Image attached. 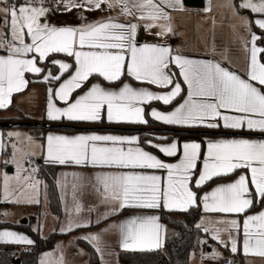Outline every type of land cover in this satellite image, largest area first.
I'll return each instance as SVG.
<instances>
[{"label": "snow or ice", "instance_id": "1", "mask_svg": "<svg viewBox=\"0 0 264 264\" xmlns=\"http://www.w3.org/2000/svg\"><path fill=\"white\" fill-rule=\"evenodd\" d=\"M6 2V0H0ZM65 10L73 7H84L88 10L119 6L120 15L147 21L143 27L152 29L158 27L157 36L163 37L175 34L171 25L172 17L168 10H185L184 0H59ZM37 0H25L21 5L0 7V17L11 27V39L0 33V49H6V55H0V110L7 109L13 103V95L21 93L29 84L25 73L39 74L45 71L38 66V60L46 59L52 53H65L75 58V73L60 84L59 89L51 95L46 109V117L51 121L66 119L72 122H102L105 118L110 123H141L147 124L145 105L152 101L171 104L183 91L181 83L175 80L170 71V65L175 64L180 69L184 82L187 84V98L172 111L164 112L155 108L151 117L167 125L206 126L217 129L223 127L232 130L257 131L264 134V61L261 59L264 47H258L260 36L251 32L255 23L264 29V19L254 21L244 20V26L250 33V41H245V48L250 52L249 66L246 73L222 65L220 61L191 59L174 50L171 45L137 43L140 25L131 20L117 22V17H107L79 26L58 27L47 22L41 23V18L47 17L52 11L42 6L43 0H38L40 6H34ZM240 8L250 9L254 13L264 14V0H242ZM210 10V9H209ZM164 21V22H161ZM25 33L31 37V42H25ZM250 44V47H249ZM87 49V50H85ZM29 54H32L29 57ZM36 54H39L38 57ZM227 57H225L226 59ZM67 71L71 64L53 60ZM125 71L136 81L159 85L163 88L171 86L166 92H154L149 88H136L129 83H123L116 90L106 88L100 83L91 87L74 100L72 94L81 89L90 77L99 75L108 82H117ZM245 76L247 78H245ZM59 80L60 76H52L49 71L43 79ZM58 97L65 103L57 106L52 97ZM8 137L22 139L33 143L31 136L19 132H9ZM0 132V150L5 145ZM161 139H167L162 137ZM140 137L136 135L116 134H48L46 149L48 163L58 165H91L101 169H118V171H98L92 177H84L80 173L71 175V196L73 207L69 211V219L62 232L87 227L91 220L79 219L84 205L80 202L86 188H91L98 195L99 204L109 206V211L102 218L122 211L125 208L158 209L162 205L169 210L187 211L196 206L197 191L214 178L235 173L237 170H249L250 175L241 174L234 182L221 184L210 193L204 195V210L211 213L246 214L253 206L256 194L264 203V139L231 138L209 141L207 158L203 161V170L197 172V163L201 159V144L197 142L184 143L182 158L178 163H166L156 155L139 146ZM152 144L151 140L146 141ZM135 145V146H132ZM167 156H175L180 151L179 143L174 141L166 145H153ZM16 152H22V158L13 153L10 161L15 164L17 174L9 177L3 175V199L5 202L39 204L41 202L37 185L40 181L34 179L38 168L33 164L25 168L23 162L34 152H24L13 144ZM119 169H131L119 171ZM136 169L167 170L166 185L159 175L148 174ZM198 179H193L197 177ZM23 181L25 188L11 187V182ZM62 191L67 194L69 187L66 180L57 181ZM254 185V192L249 185ZM30 188L35 194L25 195V189ZM95 211V206L88 209ZM73 213L75 215H73ZM7 215V213H5ZM97 219L95 223H99ZM226 225V227H218ZM241 226L239 219H221L212 221L203 218L197 228L205 233L211 232L212 238L227 246V241L221 238L222 232H228L231 240V251L237 252V232ZM118 229L123 249H157L162 247L165 226L159 223V216H133L119 224L110 226ZM104 231H108L105 229ZM243 251L264 256V210L257 214L246 215L243 220ZM83 239L93 244L95 250L103 259L104 249L100 246V235L89 234ZM0 242L28 244L34 241L27 235L15 231H0ZM207 243V241H204ZM45 258L53 253H45ZM218 252L210 256L216 258ZM41 264H48L42 259ZM56 264H65L63 253L57 258Z\"/></svg>", "mask_w": 264, "mask_h": 264}, {"label": "crops", "instance_id": "2", "mask_svg": "<svg viewBox=\"0 0 264 264\" xmlns=\"http://www.w3.org/2000/svg\"><path fill=\"white\" fill-rule=\"evenodd\" d=\"M242 0H204L203 7H190L184 4L185 10H168L172 17L171 25L173 27V31L175 34H169L167 36H157L156 33L159 31L158 27H153L148 30L143 27V25L147 21H141L137 18L125 17L120 15L121 8L119 6L116 7H108L107 4L101 6L100 9H95L97 11V15L95 18L86 19V12L88 9L80 10V18L78 20H68V19H43L47 21V19L51 22V25H55L58 27L62 26H79L85 23H91L97 20H101L107 17H117V22H127L131 20L134 23H138L140 27L137 32V43L142 44L144 42L148 43H158V44H167L171 45V47L176 50L179 49L180 53L188 56L191 59H200V60H212L215 59L220 61L223 66L229 67L231 70H236L241 74L246 73L249 60H250V52L245 48V41H250V33L248 28L244 26L243 21L246 19L248 21H254L256 19H264V14H258L252 12L250 9L240 8L239 4ZM210 9V10H209ZM248 13V15H247ZM164 22V21H161ZM264 32V29L259 28L258 25L252 23L251 32L256 35H260L257 31ZM8 39V38H7ZM9 40V39H8ZM27 43L31 42V37H28ZM258 47H263L258 41L256 42ZM250 47V44H249ZM87 50V49H85ZM6 49H0V55H6ZM57 54V55H56ZM32 54H29V57ZM37 57L39 54H36ZM261 55V54H260ZM225 57H227L225 59ZM262 59V58H261ZM53 60L66 62L72 65V69H68L61 74L62 70L60 69L59 64H52ZM263 61V60H262ZM49 62V63H48ZM38 66L45 69L44 72L35 74V73H25V79L29 81L27 87L21 92L13 95V103L7 109L0 110V116L5 118L12 124L13 120H20L22 117H28L30 120L36 121L41 126H46L47 131L44 134V139L38 138L28 127L24 126H15L11 125L14 128H24L26 133L31 136L34 141L30 143L35 146L33 148V152L35 153L34 158H36V163L38 171L40 172L39 163L41 161L47 162L46 158V149H42L41 145H46V137L48 134H57V135H77V134H116V135H126L132 136L136 135L140 137L139 146L143 147L146 151L156 155L159 159L165 161L166 163H178L182 158V147L184 143L197 142L201 144V159L197 163V172L203 170V161L207 158V144L209 141H215L218 139H231V138H248V139H264V134L257 131H249V130H232L225 129L223 127L217 128L215 130H220L228 133H216V134H204L200 138L196 137H181L179 134H172L170 137L167 136L166 133H159L146 131L147 133H151V135H147L145 129L152 127L145 126L146 124L141 123H127L121 122L119 124H134L135 126H125V125H117V123H110L106 120V118L95 126L93 125H84L78 126L73 129H65L66 125H71L70 123H60L59 121H51L46 117V109L49 101V97L51 95L50 89L55 92L59 89L60 84H62L65 80L69 79L71 75L75 73L76 63L75 58L72 56H68L65 53H52L46 59L38 60ZM70 70V71H69ZM49 71L52 76H60L59 80L49 79L45 81L43 77L48 75ZM170 71L174 75L175 80L181 83L182 93L181 96L177 97L171 104L165 105L161 101H152L149 104L145 105V118L148 120L154 118L151 117L150 113L153 108L159 111H172L179 103H182L184 99L187 98V84L183 80V76L180 74V69L175 65H170ZM245 78H247L245 76ZM93 83H100L102 86L106 88H112L118 90L123 83H129L133 87L136 88H149L154 92H166L171 90V86L167 88H163L159 85H150L147 82L136 81L134 77L130 76L127 71H125L124 75L117 82H108L103 77L99 75H95L89 78V81L86 82V85L77 89L72 94V99L74 100L78 96L82 95L86 92ZM258 87H261L264 90V86H259L258 82H254ZM56 102L57 106L64 107L65 103L60 101L58 97H52ZM60 121H68L66 119H62ZM59 122V123H58ZM72 122V121H71ZM164 126H178V125H167L160 122ZM57 124V125H52ZM181 128H191V127H205L206 126H178ZM144 129V130H143ZM3 131V130H2ZM0 130V132H2ZM3 133H6V131ZM152 136V137H150ZM162 137H166L167 139H161ZM4 138V137H3ZM151 140L152 144H147L146 141ZM174 141L179 143L180 151L177 152L175 156H167L165 153L160 151L159 148L154 147L153 145H166L170 144ZM10 144V143H9ZM135 146V145H132ZM12 148V146H11ZM3 150H0V154L2 156ZM12 153V152H11ZM11 157V156H10ZM57 165V175L56 181L63 182L67 181L69 187L67 189V194L62 191L60 184L57 183L60 201H61V209L57 213L52 212L49 201V211L51 215V219L53 221V230H58L65 226L67 220L69 219V211L73 207V200L71 196V183L73 182V177L71 175H67L66 177L63 174H71V173H80L84 177H92L98 171H118V169H101L99 167H93L91 165L88 166H77V165ZM31 167V164H30ZM131 169H119V171H130ZM135 171H144L148 174L159 175L163 179V183L166 185L167 181V170L164 169H145L140 170L136 169ZM245 174L250 175L249 170H237L234 175L230 178H224L214 183H211L206 188L198 189L193 185V190L197 191L198 201L202 206L203 213L198 219V224L201 221V217L207 213L210 214H221V213H211L205 212L204 210V200L203 197L205 194L210 193L214 188L221 184L234 182L239 175ZM230 175V174H229ZM228 176V175H226ZM39 177V176H38ZM41 180V189L45 188L43 185V180ZM198 179L197 177L193 178ZM202 187V186H201ZM249 187H254V185H249ZM43 190V189H42ZM48 196V195H47ZM49 199V197H48ZM197 201V202H198ZM80 202L84 205L83 211L79 214V219L91 220L93 223L87 227H81L78 229H73L70 231L69 235L61 240L72 239V241L76 244V247L72 249V252L75 254L80 253V248H83L87 253L91 255L90 247L96 252V258H100L101 255L98 253L93 244L88 240L83 239V237L89 234H99L100 235V246L104 249L105 257L110 256L118 257L121 251H134L132 249H123L120 247V233L118 229H113L110 226L113 224H119L122 221L131 218L133 216H144V215H155L159 216V223L165 226V231L163 232V248L165 245V241L170 233V228L167 222H165L160 215L159 209L168 208L163 205L158 209H143V208H125L120 212L109 215L106 219L102 218L103 214L109 211V206L99 204L98 195L92 191L91 188H86L84 190L83 195L80 197ZM95 206V211L89 212L88 209ZM8 210H11V207H8ZM264 210V204L261 205L259 209L256 211L248 212L243 214L242 220H244L246 215L257 214L260 211ZM73 215H75L73 213ZM99 219V223H95V221ZM36 220V219H33ZM40 226V219L38 220ZM5 224H11V222L7 221ZM108 229V231H104ZM40 230V227H39ZM35 231V230H34ZM51 231V232H52ZM38 232V231H37ZM50 232V233H51ZM62 232V231H60ZM40 233V232H39ZM63 233H68L67 231ZM244 239V235H243ZM243 239L241 244V249L239 250L243 254V260L245 261L244 256H253L259 262L264 261V256H260L258 254H254L253 252H249L245 254L243 251ZM34 241V239H33ZM2 244H10V243H0ZM80 249V250H79ZM158 249V248H157ZM142 251L141 249H135ZM143 250H154L145 248ZM92 258V255H91ZM91 261V259H90ZM98 262V261H97Z\"/></svg>", "mask_w": 264, "mask_h": 264}, {"label": "trees", "instance_id": "3", "mask_svg": "<svg viewBox=\"0 0 264 264\" xmlns=\"http://www.w3.org/2000/svg\"><path fill=\"white\" fill-rule=\"evenodd\" d=\"M15 5L24 4L25 0H9ZM50 0H44V2H49ZM50 16L54 19H68V20H78L80 18L79 11L76 8H72L71 11L62 10L58 8L51 7ZM97 15L96 10H87L86 19L95 18ZM259 36L261 37L258 42L264 47V32L259 31ZM57 55V54H56ZM261 58L264 61V53L261 54ZM72 69V68H71ZM70 69V70H71ZM69 70V71H70ZM6 120L0 116V121ZM20 122H28L24 127H28L33 135L38 138L44 139V134L47 131L46 126L39 125L36 121L30 120L28 117H22L20 120H13L12 123H15V126H21ZM60 123H70L71 125L64 126L65 129H73L78 126L84 125H97L100 122H71V121H59ZM58 122V123H59ZM102 123V122H101ZM57 125V124H52ZM125 126H135L134 124H119ZM148 127H152L153 130H160L161 133H166L168 137L172 134H179L181 137H196L200 138L204 134H216V133H228L220 130H215L212 128L205 127H191V128H181L178 126H164L160 122L149 119V122L146 124ZM144 130V129H143ZM3 160L9 161L11 156V145L7 143V146L3 149ZM8 164V163H5ZM40 166V177L43 180V184L46 190V193L49 197L50 207L52 212L57 213L61 209V201L56 181L57 175V165L43 162L39 163ZM234 175L230 174L228 176H223L219 178H214L211 181L207 182L205 185L200 187L201 189L208 187L211 183L215 181L230 178ZM198 189V191L200 190ZM263 203L261 198L254 201V206L249 211L257 210L261 207ZM161 218L167 222L170 228V233L165 241L163 248H158L154 250H134V251H121L119 253V259L124 264H189L190 254L193 250L200 249L201 246H205L204 238L207 237V233L203 231L202 228H197L198 219L203 213L202 206L200 202H197L196 206L189 208L187 211H176V210H167L165 208L159 209ZM30 233L33 236L34 243L28 247L22 248L19 252L18 250L12 249L17 248L13 244H2L0 245V264H14L15 259L20 258L21 264H38V259L40 253L45 250L52 249L55 247L58 239L66 237L68 233H63L58 230L52 231L47 236H42L39 232L29 229ZM91 249V262L96 263L98 259L96 258V252ZM228 249V248H227ZM236 257H239L240 264H244L243 254L238 251ZM228 260L227 257L220 259L219 264H226Z\"/></svg>", "mask_w": 264, "mask_h": 264}, {"label": "rangeland", "instance_id": "4", "mask_svg": "<svg viewBox=\"0 0 264 264\" xmlns=\"http://www.w3.org/2000/svg\"><path fill=\"white\" fill-rule=\"evenodd\" d=\"M12 4H13L12 2H10L9 0H6V2H0V7H5L7 5H12ZM34 6H40L38 3V0ZM42 6L47 7L49 9L51 7H54V8L65 10L64 4L60 2H56L55 0H50L49 2H44L43 0ZM88 7H89L88 5H85L84 7H73V8L84 10V9H88ZM0 17L7 18L5 17L4 13H0ZM46 18L48 19L52 18L50 16V13L47 14ZM43 19L45 18H41V23L47 22L51 24V22L48 19L47 21H44ZM0 33L5 34L9 40L11 39L10 23L6 25L3 19H0ZM28 37L30 36L27 35V33H25V42L28 40ZM0 130L1 131L3 130L4 132L6 131L5 136L3 138V143L5 146H7V143H10L11 146L13 144H17V147L22 149L24 152L34 151L33 148H35V146L31 145L26 139H22L21 142L18 143L17 138L8 137L6 135L9 132H19L21 134H24V136H29L28 133H26L24 128H14L10 125L7 127H0ZM146 131L159 133V130H153L150 128L145 129V132ZM147 135L149 136L151 135V133H147ZM34 140L35 139H33V141ZM34 142H38V141H34ZM11 152L12 153H11L10 160L12 159L13 153L16 152V149L12 147ZM16 155L18 158H22V152H16ZM33 161L36 162V158H34V156H30L28 160H25L23 162V166L25 168H30V164H32ZM37 172L34 175V179L40 181V184L37 185L39 198L41 200L39 204H23V203L17 204V203H12V202H5L3 199V175L7 173L9 177L15 176L17 174V167L15 164H12V163L5 164L3 160V156H1L0 154V231H3V230L15 231L17 233L27 235L29 238L33 240V236L30 233L29 229L40 232L42 236L49 235L50 232L53 230V226H52L53 221L51 219V215H50L51 213L49 211V205H48L49 199H48L45 188L42 187L43 190L41 189V186H42L41 180L37 176ZM11 187L16 188V189L25 188L23 181H21L20 183H17L15 180L11 182ZM250 189H252L254 192V187H250ZM33 194L35 193L33 192L32 189L30 188L25 189V195H33ZM259 198L260 197L258 196V194H256L254 201H257V199ZM8 207H11V210H8ZM248 212H252V211H248ZM5 213H7V215H5ZM242 216L243 214H223V213L221 214L207 213L203 215L201 217V220L203 218H208L212 221L221 220V219H239L241 221V226L238 230H236V232L238 233L237 234V240H238L237 249L238 250L235 253L231 251V240L229 239L228 232L221 233V238L227 241V246H225L224 244H221L218 240L213 239L212 233L208 232L207 237L204 238V241H207V243H205V246L204 245L201 246L200 249L193 250L191 252L189 264H219L220 259H222L223 257L228 258V260L226 261V264H240L239 257L237 258L236 255L234 254H237L238 251L241 249L242 239L244 235ZM33 219H36V220H33ZM39 219H40V226L38 223ZM7 221L11 222V224H5ZM39 227H40V230H39ZM218 227L223 228V227H226V225H218ZM0 243H3V242H0ZM10 244L16 245L17 248H15L14 250L16 251L18 250V252L22 248L30 246L24 243H21V244L10 243ZM74 247H76V244L72 241V239H68V240L58 239L54 248L45 250L42 253H40L38 264H41L42 259H47L48 264H56L57 258L60 256L61 252L63 253L65 264H124L120 261L118 257L111 258L110 256L108 257L103 256V259H101L100 257L98 258V262L92 263L90 261L91 255L89 253H87L83 248H80L81 249V250L79 249L80 253L75 254L72 252V249ZM76 248H79V247L77 246ZM213 251L219 253V255L216 258H211L210 256V254ZM45 253H53L54 255L51 257L45 258V255H44ZM244 257H245L244 264H264V261L259 262L253 256H244Z\"/></svg>", "mask_w": 264, "mask_h": 264}, {"label": "water", "instance_id": "5", "mask_svg": "<svg viewBox=\"0 0 264 264\" xmlns=\"http://www.w3.org/2000/svg\"><path fill=\"white\" fill-rule=\"evenodd\" d=\"M184 4L190 7H203L204 0H184ZM12 124L14 125L15 123ZM12 124L7 120L0 121V127H7ZM19 124L22 126L28 124V122H20ZM14 264H21V259L20 258L15 259Z\"/></svg>", "mask_w": 264, "mask_h": 264}, {"label": "built area", "instance_id": "6", "mask_svg": "<svg viewBox=\"0 0 264 264\" xmlns=\"http://www.w3.org/2000/svg\"><path fill=\"white\" fill-rule=\"evenodd\" d=\"M55 1H56V2H59V0H55ZM33 164L36 166L35 163H32V164H31V167H32ZM36 167H37V166H36ZM37 176L40 177V172H39V171L37 172ZM12 252H15L14 249H12Z\"/></svg>", "mask_w": 264, "mask_h": 264}]
</instances>
